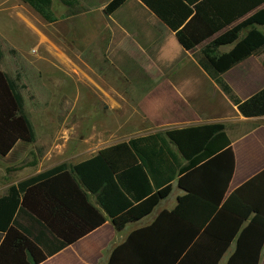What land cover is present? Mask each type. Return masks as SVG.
I'll use <instances>...</instances> for the list:
<instances>
[{"label": "trees", "instance_id": "16d2710c", "mask_svg": "<svg viewBox=\"0 0 264 264\" xmlns=\"http://www.w3.org/2000/svg\"><path fill=\"white\" fill-rule=\"evenodd\" d=\"M45 21L56 22L53 0H21ZM73 8L77 0H61ZM127 0H114L106 14ZM152 9L156 7L150 5ZM182 47L191 51L206 41L200 66L246 118L264 116V91L240 100L222 76L264 52V0H205L196 12H155ZM223 47H232L221 53ZM3 52L0 47V64ZM18 83L0 68V155L18 143L35 141L24 114ZM187 165L160 135L108 147L74 166L63 164L9 189L0 199V264H41L103 226L107 218L89 200L96 195L117 229L150 215L168 198L175 177L186 193L172 212L113 252L108 264H260L264 250V171L228 195L236 169L232 143L221 124L167 133ZM174 160V161H173ZM176 161V162H175ZM156 187V190L154 189ZM145 234V235H143ZM139 236V237H138ZM141 236L146 241L139 248ZM141 249V250H140Z\"/></svg>", "mask_w": 264, "mask_h": 264}, {"label": "crops", "instance_id": "0c3cea01", "mask_svg": "<svg viewBox=\"0 0 264 264\" xmlns=\"http://www.w3.org/2000/svg\"><path fill=\"white\" fill-rule=\"evenodd\" d=\"M59 1L64 13L68 15L65 19L58 16L55 12L56 0H53L52 10L56 22L49 23L21 0H0V47L3 52L1 64L6 55V43L24 53L31 46L44 42V38L50 40L51 37L43 33L39 25L55 27L65 23L64 25L70 28L73 24L81 23V44H87V40L92 39L93 45L107 46L103 49L102 61L110 64L111 76L127 82L128 75L119 67V63L126 61L137 64L141 72H154L156 83L147 85L158 86V91L161 92L154 114L150 111L151 108H145L143 103L133 98L129 82L127 86L122 87L116 84L115 79L105 87L102 85L96 87L95 93L100 102L109 105L117 114V119L126 118L125 121L119 120L118 124L131 125L132 128H127L125 136L115 134L107 138L100 133L84 135L79 155L82 157L87 154V157H83L82 161L74 165L94 158L108 147L160 135L168 141L171 151L175 154L177 162L175 161L174 165L176 164L179 172L180 168L187 165V161L169 142L167 133L221 124L225 127V133L232 143L236 156V169L228 195L264 171V116L244 117L200 66L202 50L211 42L210 40L187 51L180 44L176 33L155 14L157 11L196 12V7L205 0H127L112 15L105 12L107 6L114 0H77L78 3L73 8ZM150 5L156 7V10ZM257 29L264 33V27L258 26ZM231 50L232 47H223L220 52L228 53ZM32 52L36 53L37 50ZM98 62L94 60V64ZM1 64L0 68L4 71ZM9 77L18 83L10 75ZM222 79L242 101L261 93L264 91V52L238 64L226 72ZM147 87L149 89L151 86ZM209 91L212 95H209ZM21 143H18L8 156L0 155V199L5 197L13 186L63 164L71 166L68 164L69 159L55 155L39 161V167L38 163L35 165L34 160L29 164V169L26 167L23 170L20 168L15 170L13 167L17 164L15 161L18 155L16 150ZM176 184L178 185V176L172 182L173 190ZM178 188L180 193L175 201L169 200L172 191L150 215L127 224L122 230L117 229L113 220L103 212L97 196L90 195V203L106 216V223L41 264H108L115 249L125 244L132 235L153 226L164 211L172 212L177 208L179 198L186 194L179 185ZM154 189L156 190L155 186ZM143 237L141 236L138 242L139 248H144L147 243ZM3 240L4 236L0 235V245ZM236 247L234 243L220 264L229 262ZM260 264H264V250Z\"/></svg>", "mask_w": 264, "mask_h": 264}, {"label": "rangeland", "instance_id": "374dc122", "mask_svg": "<svg viewBox=\"0 0 264 264\" xmlns=\"http://www.w3.org/2000/svg\"><path fill=\"white\" fill-rule=\"evenodd\" d=\"M55 12L62 19L68 15L59 0H56ZM64 24L39 25V29L52 39L44 38V42L31 46L24 53L5 44L6 55L1 67L18 81L25 97L24 114L35 131L34 143H21L17 148L15 170L29 169L34 160L39 167V161L55 155L69 159L68 164L72 166L87 157V154L79 155L84 135L100 133L107 138L115 134L126 135L131 125L118 124L126 118L117 119L109 105L100 102L95 93L99 85L105 87L116 79V84L124 87L129 82L133 98L156 114L155 106L161 92L158 86L147 85L156 83L153 71L141 72L137 64L124 61L119 67L127 73V82L114 78L110 64L102 61L103 49L107 46L93 45L92 39L81 44V23L70 28ZM94 60L99 62L94 64ZM147 86L151 87L148 89ZM208 93L212 95L210 91ZM179 193L176 184L170 202L175 201Z\"/></svg>", "mask_w": 264, "mask_h": 264}]
</instances>
